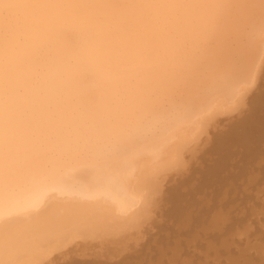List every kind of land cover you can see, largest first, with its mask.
<instances>
[{
  "label": "clouds",
  "instance_id": "obj_1",
  "mask_svg": "<svg viewBox=\"0 0 264 264\" xmlns=\"http://www.w3.org/2000/svg\"><path fill=\"white\" fill-rule=\"evenodd\" d=\"M0 9V167L53 150L97 152L114 175L143 154L146 174L165 147L204 117L234 106L241 50L264 42V0H9ZM9 20L12 21L11 25ZM61 22L81 33L91 55L53 53L43 34ZM103 86L93 107L74 102L81 72ZM182 93L132 120L164 76ZM131 120V122H129Z\"/></svg>",
  "mask_w": 264,
  "mask_h": 264
},
{
  "label": "bare ground",
  "instance_id": "obj_2",
  "mask_svg": "<svg viewBox=\"0 0 264 264\" xmlns=\"http://www.w3.org/2000/svg\"><path fill=\"white\" fill-rule=\"evenodd\" d=\"M42 39L53 53L81 58L86 69L91 53L71 22L53 25ZM234 75L235 87L242 91L239 102L204 117L187 134L172 140L165 147L163 165L151 174H146L142 162L151 145H144L141 157L121 169L120 175L104 168L99 150H53L43 156H21L7 169L0 167V264H74L83 259L99 264L118 260L114 262L118 264L148 238L160 201L178 204L175 195L194 210L190 214L185 210L188 215L183 210L186 202L179 203L183 214L174 215L175 206L170 204L171 215L197 220L209 230L205 239L214 259L207 263L264 264V42L255 41L241 50ZM182 79L180 73L159 79L131 119L146 118L159 105L176 99L183 91ZM102 95L103 86L82 71L74 102L93 107ZM202 151L212 153L203 152L208 159L198 164L193 160ZM213 154L220 157L213 160ZM204 161L211 164L209 168L204 169ZM200 167L206 172L202 169L199 174ZM194 173L204 174V179L199 177L204 182L199 186L194 182L191 191L181 187L189 181L192 185L194 176L198 178ZM202 187L206 192L200 191ZM181 190L193 191V196L204 192L201 201L206 206L195 209L199 205L188 197L182 200ZM219 210H226L225 224L209 228ZM153 224L157 227V220ZM238 230L244 234L235 233Z\"/></svg>",
  "mask_w": 264,
  "mask_h": 264
},
{
  "label": "rangeland",
  "instance_id": "obj_3",
  "mask_svg": "<svg viewBox=\"0 0 264 264\" xmlns=\"http://www.w3.org/2000/svg\"><path fill=\"white\" fill-rule=\"evenodd\" d=\"M230 122H226L225 123V125L224 126H226V128H228V126L226 125V124H229ZM223 129V128H222ZM225 130V129H224ZM200 140V139H199ZM199 140H197V141H199ZM197 141H195L194 143H196ZM195 146L196 145H194L193 146V148H195ZM209 147V146H208ZM208 149H210V148H208ZM207 149V150H208ZM235 150V149H234ZM236 150H240V149H236ZM205 151H206V149H205ZM208 151H210V150H208ZM203 152L204 151H202V155L201 156H199L200 154L198 153L197 154V156H199V157H196V159H198L197 161H196V159H194L193 161H195V162H199L198 164H200V163H202L203 162V160H207L208 159V156L206 155H203ZM205 154H207L206 152H204ZM210 153H212V152H210ZM210 153H208V154H210ZM211 155V154H210ZM219 155V154H218ZM217 154H216V156H215V154H213V160H214V158L216 157V158H218V157H220V156H218ZM205 157V158H203L202 159V157ZM207 157V158H206ZM215 158V159H216ZM202 161H201V160ZM201 161V162H200ZM195 162H192V164L193 165H195L196 163ZM204 162H207L206 163V165H204V166H206V167H204V169H207V168H209L210 167V165H209V162L208 161H204ZM197 165V164H196ZM209 166V167H208ZM196 168L198 167V166H195ZM199 168V167H198ZM203 169V168H202ZM202 169H201V167H200V169L199 170H201V172H198L199 170L198 169H196L197 171L196 172H198L199 174H201L202 173ZM204 169H203V172H206V170L204 171ZM188 171H189V169H188ZM187 171V172H188ZM198 173H194L193 175H197V179H196V176H194V178H193V181H192V185H189L191 182L189 181V182H187V183H185V185L183 184V185H181V187L182 186H185L187 189H190L189 191H191L192 189L191 188H196V187H194V182H195V184L196 185H198L199 186V184L201 183V179H204L205 178V175L204 174H202V176H203V178H199V177H202V176H198ZM200 180V181H199ZM199 181V182H198ZM202 182H204V180L202 181ZM179 185V186H180ZM186 185H188V186H186ZM195 185V186H196ZM202 185H203V183H202ZM178 186V187H179ZM191 186V187H190ZM193 186V187H192ZM178 187H177V190H178ZM180 187V188H181ZM185 187H183L182 189H184ZM188 187H190V188H188ZM179 188V189H180ZM186 188L184 189V190H186ZM194 190V189H193ZM204 191V192H206L205 190H204V187H202V189L200 190V191ZM179 192H180V190H178ZM183 193H184V195L182 194V196H181V199L183 200L184 199V197L185 198H187L188 200H190V198L193 200V201H195L194 203H197L199 206L198 207H195V209H197V210H201V209H203V207L204 206H206V202H204L203 200L201 201V199H202V197L204 196V192L203 193H201V194H196L195 196H193L192 194L194 193L193 191H192V194H190L189 193V191L187 192V191H183V190H181ZM178 192V193H179ZM181 192V193H182ZM187 192V193H186ZM255 192V191H254ZM189 193V194H188ZM250 193H252L253 194V190H250ZM255 194V193H254ZM186 195V196H185ZM187 195H190V197L189 196H187ZM177 196V197H176ZM179 196H180V194H179ZM184 196V197H183ZM183 197V198H182ZM179 198V199H178ZM197 198V199H196ZM187 199H185V200H187ZM187 200V201H188ZM174 203H178V204H176V206L175 205H173L172 203V201L170 200V201H163V203L160 201V203H159V207L158 208H156V215H155V219L157 220V227H155V226H153L152 227V225H154L153 223H156V220L154 219V221H153V223L151 224V228H153V230L152 231H149L148 233L150 234L149 236H148V238L147 239H145V240H143L142 241V244L140 245V247H138L136 250H134V251H132V252H130V253H128V254H126L125 255V258H126V260H125V258L123 257L121 260H123V261H121L120 263H118V264H129V262H131V264H191V263H193V264H210V262L209 263H207V261H210L211 260V262H213V259H214V257L213 256H209V247H208V241H207V239H205L206 238V233H207V231H209V230H204L205 229V227H203V225L204 224H201V223H199V221H197V220H193V221H190V220H188L187 218V214L189 213V211L191 210V208H192V210H194L193 209V207H192V205H191V207H190V205L188 206L187 205V203L188 202H186V201H181L180 200V197H178V195H175V198H174ZM171 202V203H170ZM186 202V206H185V204H183V203H185ZM179 203H180V205L181 204H183L184 205V207H183V205H182V207L184 208H182L183 210H184V212H186L187 213V211H185V210H188V213L187 214H184L185 215V217H187V218H185L188 222H184L183 223V221H186V220H183V219H181L182 218V215H180V217L181 218H179V216H173V215H171V213H170V211H169V209L170 208H173V207H170V204L171 205H173V206H175V210H173V211H175V213L172 211V213H174V215H177V214H183V212L182 211H180V209H179V207L177 208V206L179 205ZM193 203V204H194ZM179 205V206H180ZM203 206V207H202ZM200 208V209H199ZM178 211H177V210ZM181 209V210H182ZM182 212V213H180V212ZM179 212V213H178ZM191 212V211H190ZM200 212V211H199ZM177 213V214H176ZM190 214V213H189ZM188 214V215H189ZM184 217V216H183ZM177 218V219H176ZM180 219H181V222H180ZM183 220V221H182ZM175 223V224H174ZM201 226V227H200ZM206 226V225H205ZM155 227V228H154ZM151 228H150V230H151ZM204 231V232H203ZM241 231V232H240ZM243 232V234H244V230H238L237 232H235V233H237V234H240V233H242ZM203 233H204V235H203ZM234 233V232H233ZM196 234V235H195ZM188 236V237H187ZM201 236V237H200ZM185 238V239H184ZM190 242V245L188 244L189 242L187 241V240ZM186 241V242H185ZM202 241H203V243H202ZM155 242V243H154ZM196 242H198V243H196ZM195 243V244H194ZM160 244V245H159ZM162 244V245H161ZM207 244V245H206ZM165 245V246H164ZM194 245H195V247L197 248H195L194 247ZM164 246V247H163ZM189 246H191V247H189ZM201 246V247H200ZM167 248V249H166ZM188 248H190V250L188 249ZM193 248H195V249H193ZM200 248V249H199ZM169 249V250H168ZM202 249V250H201ZM166 250V251H165ZM173 250V251H172ZM195 252H199L200 254H201V256H200V254H197V253H195ZM202 252V253H201ZM205 253V254H204ZM131 254V255H130ZM209 257H208V256ZM238 255V254H237ZM203 256V257H202ZM239 256V255H238ZM146 257V258H145ZM174 257V258H173ZM213 257V258H212ZM236 257V255H234V259H236V260H238L237 258H235ZM204 258V259H203ZM207 258H208V260H207ZM209 258H211V259H209ZM239 258V257H238ZM167 259V260H166ZM192 261H191V260ZM206 259V260H205ZM240 259V258H239ZM94 260V259H93ZM86 261L85 259H83L81 262H76V263H74V264H99L98 262L99 261ZM146 260V261H145ZM162 260V261H161ZM194 260V261H193ZM118 261V260H117ZM117 261L115 262V263H117ZM169 261V262H168ZM175 263H174V262ZM182 261V262H181ZM189 261V262H188ZM101 262V261H100ZM114 262H105V263H102V264H115ZM119 262V261H118ZM180 262V263H179ZM206 262V263H205Z\"/></svg>",
  "mask_w": 264,
  "mask_h": 264
},
{
  "label": "snow or ice",
  "instance_id": "obj_4",
  "mask_svg": "<svg viewBox=\"0 0 264 264\" xmlns=\"http://www.w3.org/2000/svg\"><path fill=\"white\" fill-rule=\"evenodd\" d=\"M226 210H219L217 213L213 216L212 220L210 221V224L208 225L209 228H215L218 226H222L226 222Z\"/></svg>",
  "mask_w": 264,
  "mask_h": 264
}]
</instances>
